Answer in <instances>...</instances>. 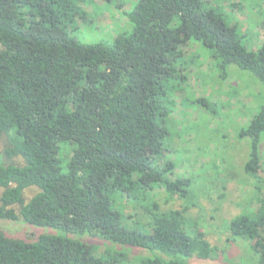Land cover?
<instances>
[{"label": "trees", "instance_id": "trees-1", "mask_svg": "<svg viewBox=\"0 0 264 264\" xmlns=\"http://www.w3.org/2000/svg\"><path fill=\"white\" fill-rule=\"evenodd\" d=\"M72 4L0 0V141L6 134L5 154L26 161L0 165V219L57 232L28 242L0 227V264L122 263L113 251L88 253L78 239L85 235L147 251L141 264L217 259L219 251L189 214L198 199L193 181L171 179L173 164L155 166L168 133L159 95L171 60L192 42L212 58L224 82L236 65L264 90V44L248 50L238 29L205 0H139L129 12L122 10L131 32L86 44L72 34ZM239 136L250 145L245 174L264 185V106ZM64 144L73 146L66 168ZM161 186L168 199L192 204L162 210L152 196ZM30 187L40 192L25 203ZM121 194L141 204V218L148 214V221L130 223ZM228 227L232 240L248 242L255 264H264V198L258 210L245 209Z\"/></svg>", "mask_w": 264, "mask_h": 264}, {"label": "rangeland", "instance_id": "rangeland-1", "mask_svg": "<svg viewBox=\"0 0 264 264\" xmlns=\"http://www.w3.org/2000/svg\"><path fill=\"white\" fill-rule=\"evenodd\" d=\"M72 1L71 14L75 19L72 34L83 43L110 42L133 29L122 10L129 12L139 0ZM205 5L217 8L222 18L238 29L240 42L248 50H257L264 44V0H205ZM180 52L181 55L171 60L170 74L159 95L160 106L167 112L164 122L168 133L166 149L156 159L155 166L163 170L173 164L168 175L171 179L193 181L198 199L189 214L200 222L206 238L220 253L215 260L192 258L189 264H255L247 255L248 242L232 240L228 226L245 209L258 210L264 198L263 183L250 179L244 172L250 145L239 136L264 106V90L251 73L236 65L229 66L230 76L224 82L212 58L199 44L181 46ZM8 146L5 134L0 141V165L24 166L26 161L22 156L5 154ZM61 149L62 165L66 168L73 146L64 144ZM261 152L259 176L264 180V140ZM39 192L37 187L27 188L24 202H30ZM2 193L0 187V199ZM152 196L162 210H182L192 204L178 196L168 199L163 186L156 187ZM119 197L130 223L138 219L148 221V214L141 218L144 214L141 204L130 202L122 194ZM13 208L19 211L20 206ZM0 227L9 237L28 242H36L42 235L57 234L50 228L23 221L0 219ZM78 239L85 243L88 253L115 252L121 264H141L150 255L142 249L117 245L100 237L85 235Z\"/></svg>", "mask_w": 264, "mask_h": 264}]
</instances>
